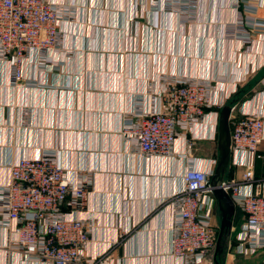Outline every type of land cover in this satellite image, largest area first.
Returning <instances> with one entry per match:
<instances>
[{
	"label": "crops",
	"instance_id": "0c3cea01",
	"mask_svg": "<svg viewBox=\"0 0 264 264\" xmlns=\"http://www.w3.org/2000/svg\"><path fill=\"white\" fill-rule=\"evenodd\" d=\"M50 1L64 14L59 45L25 58L19 86L0 58V187L20 157L52 153L72 184L88 183L85 203L63 208L88 221L76 264H183L170 254L174 219L165 201L188 169L213 174L219 111L239 89L236 109L264 107V0L239 7L191 0L188 8L162 0ZM178 80L209 81L213 105L178 133L169 155H141L122 131L124 116L159 110L164 89ZM258 153L255 178L264 177V139ZM243 171L230 155L222 179ZM213 197L216 242L200 264H264V246L238 248L245 221L241 211L234 225L238 205L230 195ZM12 237L0 218V264H50L19 251Z\"/></svg>",
	"mask_w": 264,
	"mask_h": 264
},
{
	"label": "built area",
	"instance_id": "2783aa9c",
	"mask_svg": "<svg viewBox=\"0 0 264 264\" xmlns=\"http://www.w3.org/2000/svg\"><path fill=\"white\" fill-rule=\"evenodd\" d=\"M162 1L164 7L183 4L188 8L191 4V0ZM242 2L235 0L234 6ZM63 15L50 0H0V58L7 63L12 84L19 86L28 55L42 54L59 45ZM239 24H243L242 19L235 25ZM211 88L206 80H178L164 89L159 110L124 116L122 131L134 139L141 155H169L178 133L190 129L213 105ZM229 120L230 155L244 171L240 179H221L218 187L244 214L238 248L250 253L264 246V177L254 176L259 145L264 139V107L257 112L247 111L236 109L234 103ZM187 146L190 149L192 143ZM211 175L210 170L188 169L181 190L165 201L174 219L170 254L183 264H200L216 242L211 223ZM87 184L83 180L72 184L52 153L20 157L11 163L8 181L0 187V218L12 231L13 245L50 264L78 263L89 241L88 221L70 216L63 208L69 203L82 206ZM106 261L104 258L98 264Z\"/></svg>",
	"mask_w": 264,
	"mask_h": 264
},
{
	"label": "water",
	"instance_id": "95a60500",
	"mask_svg": "<svg viewBox=\"0 0 264 264\" xmlns=\"http://www.w3.org/2000/svg\"><path fill=\"white\" fill-rule=\"evenodd\" d=\"M231 103L223 105L219 111L218 117V133H217V147L219 150V157L217 160V165L214 169L213 174L210 177V186L213 187V194L217 199L221 200L223 198L228 199L229 195L218 187L219 181L223 177V172L227 166L230 159V111ZM236 218L234 225H236L241 209H236ZM223 227V223H222Z\"/></svg>",
	"mask_w": 264,
	"mask_h": 264
},
{
	"label": "trees",
	"instance_id": "16d2710c",
	"mask_svg": "<svg viewBox=\"0 0 264 264\" xmlns=\"http://www.w3.org/2000/svg\"><path fill=\"white\" fill-rule=\"evenodd\" d=\"M239 94H241V90L239 89L232 97H231V100L228 102L229 104H234V103H237V102H241V99L239 97Z\"/></svg>",
	"mask_w": 264,
	"mask_h": 264
},
{
	"label": "rangeland",
	"instance_id": "374dc122",
	"mask_svg": "<svg viewBox=\"0 0 264 264\" xmlns=\"http://www.w3.org/2000/svg\"><path fill=\"white\" fill-rule=\"evenodd\" d=\"M22 79V78H21Z\"/></svg>",
	"mask_w": 264,
	"mask_h": 264
}]
</instances>
